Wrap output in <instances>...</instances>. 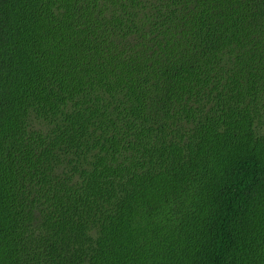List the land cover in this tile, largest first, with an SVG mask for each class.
<instances>
[{"label":"trees","instance_id":"16d2710c","mask_svg":"<svg viewBox=\"0 0 264 264\" xmlns=\"http://www.w3.org/2000/svg\"><path fill=\"white\" fill-rule=\"evenodd\" d=\"M0 264H264V0H0Z\"/></svg>","mask_w":264,"mask_h":264}]
</instances>
